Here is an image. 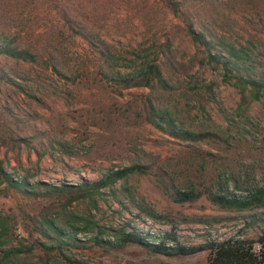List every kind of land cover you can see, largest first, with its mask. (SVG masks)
<instances>
[{"label":"rangeland","instance_id":"374dc122","mask_svg":"<svg viewBox=\"0 0 264 264\" xmlns=\"http://www.w3.org/2000/svg\"><path fill=\"white\" fill-rule=\"evenodd\" d=\"M72 1L84 5L79 16H94L93 26L119 50L151 45L150 55L164 63L170 51L174 75L165 87L114 90L95 73L92 48L79 37L59 34L54 27L59 26V16L47 0H0V38L39 55L35 62H25L0 54L1 165L15 179L54 185L91 181L108 168L133 163L144 165L147 173L132 174L117 183L114 195L103 189L101 194L63 206L67 195H46L41 193L42 186L8 189L9 196L0 193V216L7 227L0 237L1 246L26 244L30 232L32 238L40 237L33 227L45 213L58 224L68 215L88 216L102 226L103 238L109 239L112 230L121 227L156 237L174 228L184 242H197L205 232L218 237L241 232L251 238L264 231V205L223 210L203 194L176 202L153 176L160 174L168 185L183 188L193 182L197 189L219 171L227 173L223 177L230 176V188L233 183L243 188L264 181V96L247 104L244 112L235 110L236 89L222 81L212 65L198 62L203 53L185 34L183 19L172 17L157 0ZM238 2L198 0L191 8L192 20L199 16L218 30L219 26L234 28L238 39L249 38L255 33L249 18L254 3ZM255 43L264 67L261 42ZM50 44L64 75L45 67ZM209 83L210 91L204 87ZM146 97L172 110L179 126L220 128L226 131V140L192 142L164 133L142 119ZM123 187L132 200L124 197ZM114 196L122 202L116 203ZM82 246L72 255L75 262L67 264H207L205 252L165 256L131 241L117 246L84 241ZM33 260V256L22 255L16 264Z\"/></svg>","mask_w":264,"mask_h":264},{"label":"trees","instance_id":"16d2710c","mask_svg":"<svg viewBox=\"0 0 264 264\" xmlns=\"http://www.w3.org/2000/svg\"><path fill=\"white\" fill-rule=\"evenodd\" d=\"M172 17L183 19L184 31L192 44L200 49L203 56L199 63H206L213 66L220 73L222 81L231 84L237 91L238 102L235 110L244 112L247 104L258 101L264 96V67L258 59V49L256 41H260V47L264 52V0H239L242 3H254L250 5L251 16L250 25L255 33L249 34V38L238 39L234 28L216 27L204 23L202 20L193 18L191 8L195 7L198 0H157ZM50 9L59 16L60 23L57 27L60 35L65 32L71 37H79L89 47L92 48L95 61L92 64L95 73L100 74L99 80L113 85L114 90L119 91L129 87L153 88L155 85L165 87L172 77L173 67L170 64L173 57L170 51L163 60L150 55L151 45H138L126 50H120L104 39L94 25V16L80 17V9L84 5L74 3L72 0H47ZM202 6L197 7V14ZM94 11V10H91ZM93 17V18H92ZM197 20V22H195ZM195 23L199 26L195 27ZM242 28V26H240ZM247 31L246 28H243ZM260 33V36L258 35ZM12 40L5 41L0 38V54L11 57L14 60L25 62H35L39 57L36 51L28 47H20L13 44ZM166 47L168 43L164 44ZM165 47V48H166ZM50 50L45 51V67L53 73L64 75L58 68V54L52 44ZM131 55V56H129ZM124 61V62H121ZM127 61V62H125ZM88 66H85V69ZM9 80V77L7 78ZM212 83L206 84V90H211ZM142 119L175 138L199 142L201 140L224 141V132L218 130H193L188 127L178 125L173 111L167 107L155 105L149 97L145 98V103L141 110ZM27 143L26 139H23ZM147 173L146 167L139 163L108 168L96 179L88 181L81 180L76 184L59 183L57 185L42 181L28 182L25 178L20 180L13 178L4 170L0 161V193L9 196L8 189L20 190L22 187L42 186V192L46 195L65 194L62 206L81 197L92 194H101L105 189L114 195L115 185L125 182L132 174ZM225 171L215 174L213 180L207 184H200L199 189L190 182L186 188L178 184L165 182L160 174H153L155 181L168 196L176 202L189 201L201 194L209 203L223 210L243 211L250 208H257L264 205V181L251 183L240 188L233 183V188L229 186L230 176ZM126 195V188H124ZM238 189L241 192L236 193ZM24 191H27L24 189ZM116 203H121L122 199L115 197ZM132 200V199H131ZM62 210V209H60ZM96 230V232H94ZM7 231L5 219L0 216V237ZM34 232H38L40 237H33L29 233L30 240L26 244L21 241L16 246H4L0 244V264H16L22 255L33 256L34 260L29 264H67L75 260L72 255L80 248H83L84 241H91L96 244L117 246L125 242H135L151 252L165 256L191 255L198 252H205L207 264H263L264 263V231H259L254 237H247L241 232L224 237L211 236L205 232L202 239L197 242H184L175 234L174 228L165 231L161 237L152 234L138 232L137 229L125 231L123 227L112 230L111 239L103 238L102 226L95 224L88 216L68 215L61 224L48 214H43L33 227ZM85 237H78L77 234ZM42 237V238H41ZM157 238L155 241L154 238ZM170 240L171 244H166ZM1 243V242H0Z\"/></svg>","mask_w":264,"mask_h":264}]
</instances>
